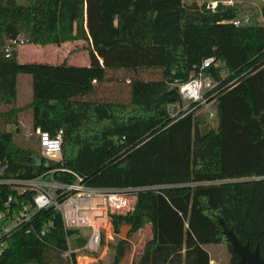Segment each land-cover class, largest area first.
<instances>
[{"label":"trees","instance_id":"trees-1","mask_svg":"<svg viewBox=\"0 0 264 264\" xmlns=\"http://www.w3.org/2000/svg\"><path fill=\"white\" fill-rule=\"evenodd\" d=\"M264 15V6H262ZM237 5L182 0H0V178L39 175L71 183L76 173L95 188L131 189L133 209L114 214L113 229L131 232L150 223L147 240L133 264H210L207 245H226L219 219L264 258V25H233ZM30 44L84 41L87 75L67 60L21 63L8 41ZM70 53V52H69ZM213 57L205 69L214 86L204 93L214 107V127L191 103L172 115L181 102L178 84ZM158 69V79L142 70ZM129 72L128 102L75 99L106 71ZM20 73L31 76V100L17 105ZM75 87V89H74ZM30 113L33 129L54 135L63 130L61 158L47 163L30 146L14 142L18 121ZM27 115V114H26ZM40 148V146H39ZM53 172H49L50 170ZM34 190L0 183V210L11 197L10 212L32 201ZM47 227L38 237L28 224L0 236V264H77L68 251L66 229L53 207L36 211L30 221ZM127 251L115 245V261ZM116 263V264H117Z\"/></svg>","mask_w":264,"mask_h":264},{"label":"built area","instance_id":"built-area-1","mask_svg":"<svg viewBox=\"0 0 264 264\" xmlns=\"http://www.w3.org/2000/svg\"><path fill=\"white\" fill-rule=\"evenodd\" d=\"M220 0H211L206 3V7L215 10ZM260 3L259 11L255 16L250 13H243L231 20L233 25L244 26L250 24L264 25V15L262 6L264 0H257ZM235 0H223L220 3L224 5H233ZM23 43L22 39L18 41H8L5 45L6 56L18 44ZM214 61L213 57L202 60L198 71L187 81L178 84V93L181 100H187L189 105H205L207 102L203 98L204 93L211 89L215 82L212 77L205 72ZM188 105V106H189ZM174 107H172L173 109ZM174 111V109H173ZM214 110L208 113L211 118ZM38 135L41 155L47 163L58 161L61 156V142L63 130L59 129L54 135L49 131L36 129ZM7 167L6 162H0V174ZM50 170L49 172H53ZM76 180L71 183L60 182L52 177L39 175L29 179H2L0 183L15 184L18 189H32L34 195L32 201L21 205L18 209L10 212V204L14 202L8 197L5 202V209L0 210V236L8 235L16 227L28 224L26 233H33L38 237L45 235L47 227L38 228L30 223L32 215L39 210L53 207L57 210L66 229H87V243L85 249L95 252L99 249L102 238L110 232L112 218L114 214L128 212L133 209L135 195L131 189L123 188H95L82 183V178L72 172ZM33 264V263H26Z\"/></svg>","mask_w":264,"mask_h":264},{"label":"rangeland","instance_id":"rangeland-1","mask_svg":"<svg viewBox=\"0 0 264 264\" xmlns=\"http://www.w3.org/2000/svg\"><path fill=\"white\" fill-rule=\"evenodd\" d=\"M185 3L197 2L198 4L207 3L211 0H182ZM223 0H220L221 2ZM233 5L238 6V15L241 16L243 13H250L252 16L257 17L260 3L257 0H235ZM85 43L82 40H77L75 42H66L61 45L55 44H30V43H20L15 46L17 51L20 53L21 63H37V62H47V63H59L67 57L69 64L75 67L76 73L82 75H87L84 67L89 64L88 54L85 50L81 49ZM69 50H72V54H68ZM129 72L123 70L116 71H106L102 77L101 81L92 80L90 83L91 89L86 92L82 89H75L73 97L82 101L92 102H108L109 100L120 101L123 103L128 102L129 94ZM160 71L158 69H146L142 70L139 74L140 77L144 79H158ZM30 75L28 73H20L18 76V100L17 105H24L29 102L31 95L30 87ZM189 103L187 100H182L181 102H176L170 105V112L172 115L176 114L177 111H184L187 109ZM174 107V111L172 109ZM213 103L208 102L202 105L198 110V116L201 120H204V125L214 127L216 121L213 118L208 117V113L213 110ZM27 114V115H26ZM21 120L18 121V126H10V130L15 131L16 134L13 135V140L16 144L21 146H30L33 149L34 154L37 156L41 153V148H39L38 135L35 129H33L31 124L30 113H26ZM62 154V153H61ZM60 154V156H61ZM123 212L121 214H125ZM125 225H120V228ZM127 225V224H126ZM136 232V231H135ZM135 232H131L128 229V234L126 236L127 242V264H133L138 258L142 247L147 238L140 236ZM87 229L80 228L76 230L75 233L68 237V251L73 250L76 254L77 264H116L115 261V245H117L120 238H123L119 233H116L111 224L110 232L107 236L101 240L99 249L95 252H90L85 249L87 243ZM212 259L211 264H224L230 258V252L226 245L213 244L208 245Z\"/></svg>","mask_w":264,"mask_h":264},{"label":"water","instance_id":"water-1","mask_svg":"<svg viewBox=\"0 0 264 264\" xmlns=\"http://www.w3.org/2000/svg\"><path fill=\"white\" fill-rule=\"evenodd\" d=\"M222 227V233L226 236L228 242L232 246V249L237 253L238 259L235 264H264V258L260 255L258 246L253 248L248 243H242L234 234L232 228L228 226L226 222L219 219ZM128 229H131V225H123L120 228V235L126 238ZM128 253L125 252L124 256L118 261L117 264H127Z\"/></svg>","mask_w":264,"mask_h":264},{"label":"crops","instance_id":"crops-1","mask_svg":"<svg viewBox=\"0 0 264 264\" xmlns=\"http://www.w3.org/2000/svg\"><path fill=\"white\" fill-rule=\"evenodd\" d=\"M62 44H63V43H62ZM69 52H70V53H69ZM69 52H68L69 55L72 54V50H69ZM17 53H18V54H17L18 61H21L19 51H17ZM64 59L67 60V62H68L67 57H65ZM64 59H62V61H63ZM68 63H69V62H68ZM86 63L89 64V61H87ZM18 76H19V75H18ZM30 77H31V76H30ZM30 79H31V78H30ZM128 82H129V80H128ZM30 87H31V80H30ZM31 94H32V91H31ZM17 100H18V80H17ZM30 100H31V95H30ZM30 100H29V101H30ZM27 103H28V102H27ZM25 104H26V103H25ZM213 110H214V109H213ZM30 120H31V118H30ZM135 233L138 234V236H140V239H139V240H141V239H143V237H146V236H147V238H146V240H145V243H146L147 240H149V239L152 237V226H151L150 223H148V224H146L144 227L138 229ZM145 243H144V245H145ZM144 245H143V246H144ZM212 245H213V244H212ZM206 247H207V249H208V251H209V254H210V260H211V259H212L211 251H210L208 245H207ZM142 249H143V247H142ZM141 251H142V250H141ZM210 264H211V261H210Z\"/></svg>","mask_w":264,"mask_h":264}]
</instances>
